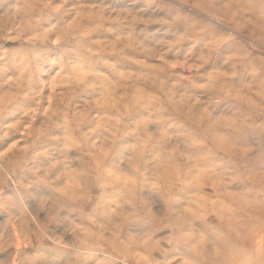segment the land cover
I'll list each match as a JSON object with an SVG mask.
<instances>
[{"label": "rangeland", "instance_id": "374dc122", "mask_svg": "<svg viewBox=\"0 0 264 264\" xmlns=\"http://www.w3.org/2000/svg\"><path fill=\"white\" fill-rule=\"evenodd\" d=\"M0 264H264V0H0Z\"/></svg>", "mask_w": 264, "mask_h": 264}]
</instances>
